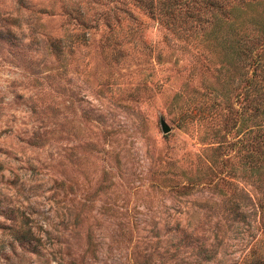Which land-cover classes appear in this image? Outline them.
<instances>
[{"label": "rangeland", "instance_id": "rangeland-1", "mask_svg": "<svg viewBox=\"0 0 264 264\" xmlns=\"http://www.w3.org/2000/svg\"><path fill=\"white\" fill-rule=\"evenodd\" d=\"M61 5L0 0V27L18 37L0 43V264H190L194 252L174 247L180 230L205 233L230 192L255 194L244 177L225 176L238 165L214 72L128 0L94 4L140 27L116 63L96 27L77 63L62 64L45 43L65 30ZM12 17L19 27L4 21ZM22 215L30 245L14 239ZM252 219L264 241V221ZM247 233L221 245V264L249 250Z\"/></svg>", "mask_w": 264, "mask_h": 264}, {"label": "trees", "instance_id": "trees-1", "mask_svg": "<svg viewBox=\"0 0 264 264\" xmlns=\"http://www.w3.org/2000/svg\"><path fill=\"white\" fill-rule=\"evenodd\" d=\"M107 1L111 0H85L80 5V0H61L65 30L58 36L46 35L45 39L56 61L63 64L69 57L77 63L76 52L89 45V31L96 27H101V50L115 63L122 55L121 45L134 43L132 40L139 34V25L124 22L116 6L98 9L94 5H106ZM115 1L123 3L125 0ZM128 1L156 19L176 41L201 50L204 68L212 69L219 84L214 93L217 96L215 106L222 105L227 111L232 135L226 143L235 149L233 156L238 168L231 163L225 169V176L232 178L237 173L255 190V194L249 195L230 192L222 200L224 206L228 205L227 209L214 212L218 217L216 221L211 227L202 229L206 234L199 235L193 228L181 229L175 249L180 246L192 250L190 264H221L218 258L221 245L228 239L242 240L244 237L237 234L247 231L245 238L248 239L241 245L245 247L251 242L249 250L230 264H264V241L261 237L254 239L250 231L253 215L258 213L264 221V0ZM10 20L12 25L19 27V17L4 19ZM2 24L0 22L1 27ZM1 27L0 43L16 45L13 39L18 37ZM234 103L238 107H234ZM218 145L213 151L223 144ZM204 176L205 173L199 171L191 182L181 187L182 193H188ZM23 220L22 215L21 225L14 229V239L30 245L32 232Z\"/></svg>", "mask_w": 264, "mask_h": 264}, {"label": "water", "instance_id": "water-1", "mask_svg": "<svg viewBox=\"0 0 264 264\" xmlns=\"http://www.w3.org/2000/svg\"><path fill=\"white\" fill-rule=\"evenodd\" d=\"M161 125H162V131L167 132L169 128L165 124H161Z\"/></svg>", "mask_w": 264, "mask_h": 264}]
</instances>
